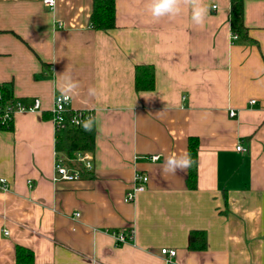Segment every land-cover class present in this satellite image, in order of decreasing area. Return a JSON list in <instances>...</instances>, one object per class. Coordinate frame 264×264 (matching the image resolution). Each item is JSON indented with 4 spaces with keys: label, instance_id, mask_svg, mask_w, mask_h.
<instances>
[{
    "label": "crops",
    "instance_id": "1",
    "mask_svg": "<svg viewBox=\"0 0 264 264\" xmlns=\"http://www.w3.org/2000/svg\"><path fill=\"white\" fill-rule=\"evenodd\" d=\"M115 2L116 28L101 31L94 0H0V84L40 101L0 129V264H19L18 246L33 253L25 264H165L162 248L175 264H264V0L245 1L249 40L232 36L230 0H203L202 27L188 6L154 20L149 0ZM137 65L154 67L153 90H136ZM63 75L79 85L70 109L94 113V169L73 181L54 180ZM191 137L196 188L189 168L162 171ZM136 172L148 187L127 202ZM130 229L116 243L112 232ZM192 231L206 249L188 248Z\"/></svg>",
    "mask_w": 264,
    "mask_h": 264
},
{
    "label": "trees",
    "instance_id": "2",
    "mask_svg": "<svg viewBox=\"0 0 264 264\" xmlns=\"http://www.w3.org/2000/svg\"><path fill=\"white\" fill-rule=\"evenodd\" d=\"M246 0H230V23L233 33H237L243 40H249L248 28L244 22V4ZM91 25L96 30L108 31L116 28V2L115 0H94ZM135 88L137 91H150L155 88V70L151 65H137L135 68ZM0 129H13V115L5 118V112L16 99L13 96L11 84H0ZM74 115L73 110L65 113L66 121L61 130L56 132L57 151L65 154L70 161L77 151H93L95 148V132L85 130L84 125L74 126L70 123ZM198 139L191 137L188 142L189 155L192 160L188 172V185L196 188L197 165L196 156ZM207 247V236L204 231H192L188 248L190 250H204ZM16 257L19 264L32 263L31 250L18 246Z\"/></svg>",
    "mask_w": 264,
    "mask_h": 264
},
{
    "label": "built area",
    "instance_id": "3",
    "mask_svg": "<svg viewBox=\"0 0 264 264\" xmlns=\"http://www.w3.org/2000/svg\"><path fill=\"white\" fill-rule=\"evenodd\" d=\"M44 3V0H42ZM56 5V4H55ZM47 6V5H46ZM50 9H53L50 6H47ZM216 7V6H214ZM234 39H237L239 36L237 33L233 35ZM1 100V95H0ZM71 98L70 96L67 99L61 97V94H57L54 99L53 106V123L55 125L56 132L61 130L66 118V111L70 110ZM251 103H255V100H252ZM40 109V101L35 100L32 105H25L19 101H16L12 106L7 108L5 112V118H10L14 113L18 111H28V110H38ZM230 115H235L234 111L230 112ZM94 113L88 110H78L74 111V115L70 120V123L74 126L84 125L88 121H93ZM238 151H247L246 148L241 145L237 146ZM55 161V181H73L80 179L83 174L90 173L94 169V161L89 151H77L74 154V158L68 161L64 153L57 151ZM147 158L151 161H157L159 159V155H150ZM0 183L4 187V189H8V185L5 178L0 179ZM149 183V176L142 172H136L134 175V182L131 189L126 193L125 201L130 202L133 201L138 193L144 192ZM80 213H76V216H79ZM5 234H8V231H5ZM116 243L122 244L131 241L134 239L135 231L134 229H130L129 231H120L115 230L112 232ZM161 254L165 258V264H175L174 259L176 258L177 251L171 248H162Z\"/></svg>",
    "mask_w": 264,
    "mask_h": 264
},
{
    "label": "clouds",
    "instance_id": "4",
    "mask_svg": "<svg viewBox=\"0 0 264 264\" xmlns=\"http://www.w3.org/2000/svg\"><path fill=\"white\" fill-rule=\"evenodd\" d=\"M44 4L55 8L56 0H44ZM183 6L191 9V19L195 25L203 26L208 12V8L204 5L203 0H149L148 11L154 20L162 17H175L179 15ZM79 87L71 75H63L57 84V88L61 93V97L67 99L74 94ZM89 94L95 95L96 89L89 88ZM85 130H91V121L84 124ZM192 160L189 154L181 153L179 156L171 154L166 158L162 171L165 176L175 175L177 171H186L191 167Z\"/></svg>",
    "mask_w": 264,
    "mask_h": 264
}]
</instances>
